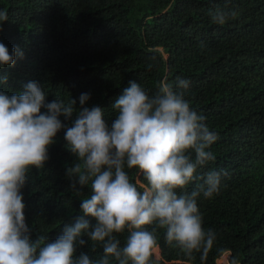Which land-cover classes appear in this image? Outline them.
<instances>
[{"label":"trees","instance_id":"obj_1","mask_svg":"<svg viewBox=\"0 0 264 264\" xmlns=\"http://www.w3.org/2000/svg\"><path fill=\"white\" fill-rule=\"evenodd\" d=\"M216 8L237 15L216 24L210 15ZM4 9L0 42L23 52L14 67L0 69L12 91L36 81L48 101L71 96L77 108L87 93L86 106H99L110 123L129 81L154 93L165 77L173 86L178 76L190 80L186 98L219 136L211 149L216 160L205 170L228 173L218 195L198 200L204 226L217 240L205 260L199 253L189 259L159 230L160 256L153 259L217 264L229 252L227 264H264V0H0ZM64 137L61 130L44 168L30 170L22 189L33 238L55 240L64 223L82 215L88 191L70 189L67 169L77 158ZM128 171L137 178L136 170ZM81 251L94 256L89 247Z\"/></svg>","mask_w":264,"mask_h":264},{"label":"clouds","instance_id":"obj_2","mask_svg":"<svg viewBox=\"0 0 264 264\" xmlns=\"http://www.w3.org/2000/svg\"><path fill=\"white\" fill-rule=\"evenodd\" d=\"M210 15L222 25L237 13L216 8ZM7 21V10H0V31ZM18 56L23 52L0 42V69L14 67ZM7 84L0 72V264H156L159 230L189 259L207 258L217 234L205 228L198 200L218 195L228 173L205 170L216 160L211 149L219 136L186 98L190 80L178 76L173 86L165 77L154 93L129 81L110 123L99 106H86L87 93L77 108L71 96L48 101L39 82L29 81L21 92ZM61 130L77 158L67 169L70 189L88 195L82 215L64 223L55 240L33 238L22 189L30 170L44 168ZM86 247L94 256L81 251Z\"/></svg>","mask_w":264,"mask_h":264},{"label":"rangeland","instance_id":"obj_3","mask_svg":"<svg viewBox=\"0 0 264 264\" xmlns=\"http://www.w3.org/2000/svg\"><path fill=\"white\" fill-rule=\"evenodd\" d=\"M229 262V254L226 253L223 257L218 259L217 264H227Z\"/></svg>","mask_w":264,"mask_h":264},{"label":"bare ground","instance_id":"obj_4","mask_svg":"<svg viewBox=\"0 0 264 264\" xmlns=\"http://www.w3.org/2000/svg\"><path fill=\"white\" fill-rule=\"evenodd\" d=\"M224 256V255H223Z\"/></svg>","mask_w":264,"mask_h":264}]
</instances>
